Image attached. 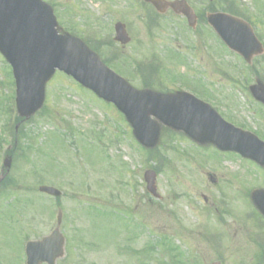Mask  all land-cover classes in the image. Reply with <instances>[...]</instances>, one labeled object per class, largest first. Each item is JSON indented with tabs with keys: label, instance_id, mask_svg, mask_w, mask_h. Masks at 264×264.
I'll return each mask as SVG.
<instances>
[{
	"label": "rangeland",
	"instance_id": "1",
	"mask_svg": "<svg viewBox=\"0 0 264 264\" xmlns=\"http://www.w3.org/2000/svg\"><path fill=\"white\" fill-rule=\"evenodd\" d=\"M44 1L56 6L65 31L92 44L99 45L101 32L102 42L111 40L110 47L100 45L101 58L115 52L122 62L138 63L150 56L148 47L141 50L142 56L134 44L122 48L113 41L115 23L128 20L121 17L127 12L125 2ZM190 2L195 11L208 4V0ZM239 2L257 18L264 45V0ZM131 20L137 39H146L142 22ZM176 23L181 28L182 23ZM171 29L156 34L160 36L155 47L162 54L157 53L164 58L167 41L177 40L176 48L186 52L187 63L172 60L168 64L167 60L165 70L171 79L164 71L160 78L192 87L201 83L211 90L210 105L223 118L264 142V108L243 89L247 85L243 71L247 73L248 66L238 67V58L219 43L213 58L204 46L196 54L187 52L194 36ZM263 60L264 56L257 57L253 65L264 74ZM120 65L115 61L110 67L138 86L140 79L132 66L122 70ZM225 72L243 87L237 90ZM10 74L0 55V175L7 151L13 160L7 188L1 189L6 191L0 192V264H26L27 239L49 236L57 227L60 211L66 253L57 264H174L180 260L264 264V219L253 202V195L264 190V169L235 154H220L212 147L200 149L164 132L158 149L164 156L156 182L160 198H155L146 190L144 174L158 164L135 142L131 128L113 106L57 73L47 87L43 109L17 125ZM256 78L250 75L248 79L254 84ZM40 186L54 187L63 195L60 199L44 196ZM164 245L178 246L183 259L176 260L177 253L166 252Z\"/></svg>",
	"mask_w": 264,
	"mask_h": 264
},
{
	"label": "water",
	"instance_id": "2",
	"mask_svg": "<svg viewBox=\"0 0 264 264\" xmlns=\"http://www.w3.org/2000/svg\"><path fill=\"white\" fill-rule=\"evenodd\" d=\"M183 5L176 8L177 12L189 15V9ZM217 19L211 18L210 22L215 24ZM222 24L232 25V22L223 19ZM250 36L249 46L254 41ZM125 37L122 42H126ZM0 52L13 67L21 116L28 118L41 108L46 83L59 70L114 104L126 116L135 137L146 148H154L159 141L160 131L152 120L154 117L198 142H212L223 151L238 152L264 166V143L256 137L234 129L208 106L189 96L174 98L133 90L105 68L82 42L59 36L53 12L41 0H0ZM257 52L251 49L244 55L250 60ZM260 90L253 88V93L264 103V91L260 93ZM11 165L12 160L7 158L5 167L9 170ZM145 179L148 190L156 194V174L148 172ZM40 191L60 196L52 188L42 187ZM255 202L264 214V193L256 195ZM27 254L28 264H55L63 255V239L57 231L42 242L30 243Z\"/></svg>",
	"mask_w": 264,
	"mask_h": 264
},
{
	"label": "flooded vegetation",
	"instance_id": "3",
	"mask_svg": "<svg viewBox=\"0 0 264 264\" xmlns=\"http://www.w3.org/2000/svg\"><path fill=\"white\" fill-rule=\"evenodd\" d=\"M129 3V5L131 7H138L141 6L142 7V12L141 13H134L133 12H129L126 14V18H128L130 20V36H131V43L130 45L134 44V49L136 51H139L140 48V42H139V38L137 39V35L133 32V21L131 20L132 18H135L136 20H139V22H142L145 33H146V45L147 47L150 46V44H153L154 42H156L159 39V34L169 30V24L172 23L173 20H177V21H182L183 23L187 24V21L184 17L178 16L176 15V13H174L172 10L168 9L166 11L165 14L161 15L159 14L155 8L148 3L142 2V1H138V0H125ZM166 1H176V0H166ZM101 5H102V0H101ZM198 18V24L200 22V17L197 15ZM173 25V24H171ZM151 31V34H150ZM172 31V29L170 30ZM177 32H183L182 29H176ZM153 32L155 33V35L153 34ZM157 33H159L158 35H156ZM213 40L216 41L217 37L212 36ZM144 39V38H142ZM163 40V39H162ZM158 42V41H157ZM168 45H174V44H179V42L177 40H172V41H167ZM212 51L214 50L213 48H210ZM162 64V63H161ZM136 71H139V69L136 67ZM140 71H150L149 69H144L141 68ZM197 93L202 94L203 96H208L211 97V93L199 89L196 90Z\"/></svg>",
	"mask_w": 264,
	"mask_h": 264
}]
</instances>
